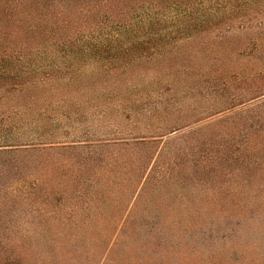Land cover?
Masks as SVG:
<instances>
[{
    "label": "trees",
    "instance_id": "1",
    "mask_svg": "<svg viewBox=\"0 0 264 264\" xmlns=\"http://www.w3.org/2000/svg\"><path fill=\"white\" fill-rule=\"evenodd\" d=\"M253 22L264 40V0H0V205L45 215L43 207L51 203L45 189L56 182L69 183L75 190L74 201H80L84 209L92 208L108 202L104 191L119 185L122 193L116 202L125 200V207L113 234L117 235L152 167L146 162L149 155L140 154L141 146L204 118L184 120L193 107L179 104L175 97V87L184 79L189 81L191 73L166 80L167 90L158 87L164 80L158 73L155 80H148L149 89L128 82L125 92L117 89L92 98L87 88L94 81L73 72L66 62L57 64V56L70 60L72 67L92 64L98 71L112 72V79L119 82L115 74L131 64L165 54L177 58L182 41L208 36L215 27ZM263 48L264 41H258L249 53ZM49 52L55 57L47 58ZM36 58L41 62H34ZM60 68L69 72H58ZM176 68L189 71L185 66ZM98 76L96 82H100ZM214 81L224 85V90L243 89L223 94L221 102H216L214 85L201 91L211 102L206 113L231 110L264 96V70L223 75ZM189 93L197 91L192 87ZM104 99H117L113 108L121 111L124 122L134 120L139 127L144 121L146 128L155 129L154 135L115 136L121 133V124L115 122L109 126L113 136L95 135L87 121L109 115L112 107L101 106ZM252 117L255 123L239 130L242 140L231 145V156L235 151H264V122ZM207 155L199 160L191 157L192 165L205 170L210 164ZM60 173L65 176L57 179ZM0 222L18 227L10 218L0 216ZM25 237H0V244L8 239L9 248L3 250L2 258L9 259L12 248ZM109 243L103 260L110 258Z\"/></svg>",
    "mask_w": 264,
    "mask_h": 264
},
{
    "label": "rangeland",
    "instance_id": "2",
    "mask_svg": "<svg viewBox=\"0 0 264 264\" xmlns=\"http://www.w3.org/2000/svg\"><path fill=\"white\" fill-rule=\"evenodd\" d=\"M259 30L255 22L215 27L208 36L180 42L177 58L165 54L117 72L119 82L112 79V72L98 71L92 64L72 67L70 60L57 56V64L66 62L73 72L94 81L87 88L92 98L105 97L117 89L125 92L128 82L149 89L148 80H155L158 73L164 79L158 87L167 90L170 86L166 80L189 72V81L184 79L175 87V97L179 104L193 107L184 120L204 118L141 146L140 154L149 155L146 162L152 167L143 191L127 213L128 221L117 235L113 234L125 207V200L116 202L122 193L119 185L104 191L108 202L92 208L84 209L80 201H74L75 190L69 183L62 186L56 182L45 189L51 197V203L43 207L45 215L23 208L15 212L16 208L0 205V216L18 226L0 222V237L26 236L12 248L9 259L2 258L3 250L9 249L8 239L3 240L0 264H264V151H235L231 156V145L242 140L241 134L237 136L239 130L255 123L253 114L264 122V96L212 114L206 113L211 102L200 93L214 85L216 102H221L223 94H234L243 87L224 90L214 78L263 72L264 48L249 53L258 41H264ZM217 33L223 37H215ZM53 54L49 52L47 58H54ZM181 66L189 71L177 70ZM58 72L69 71L60 68ZM97 76L100 82L95 81ZM192 87L196 94L189 93ZM117 104V99H104L101 106L112 107L109 115L99 121L97 116L88 119L95 135L113 136L109 131L113 122L121 124V133L115 136L154 135L155 129L146 128L144 121L139 127L134 120L124 122L121 111L113 108ZM206 155L210 164L205 170L192 165L191 157L199 160ZM59 175L57 179L65 173ZM109 240L110 258L103 260Z\"/></svg>",
    "mask_w": 264,
    "mask_h": 264
}]
</instances>
